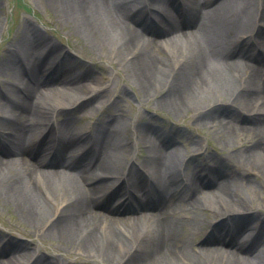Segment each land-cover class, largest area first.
Masks as SVG:
<instances>
[{
    "label": "bare ground",
    "instance_id": "bare-ground-1",
    "mask_svg": "<svg viewBox=\"0 0 264 264\" xmlns=\"http://www.w3.org/2000/svg\"><path fill=\"white\" fill-rule=\"evenodd\" d=\"M52 1L63 19L75 21L90 47L111 51L112 61L143 98L174 114L196 112L194 125L212 124L224 143L243 132L258 137L228 160H246L241 165L264 179V141L259 137L264 135V0H184L180 16L170 10L169 0ZM152 13L162 28L147 21ZM248 32L255 36L253 43L241 37ZM14 41L0 62V74L8 79L2 83L13 86L0 91V130H17L15 138L0 135L6 144L0 149V200L15 204L40 239L71 243L101 264H264V224L239 245L242 228L254 215L248 221L237 217L245 202L235 179L209 167L202 186L199 165L188 167L196 157L184 158L178 148H169L172 138L166 144L165 134L141 123L131 138L146 152L137 169L128 163L137 151L124 141L118 116L92 133L70 119H53L55 111L54 117L70 105L71 111L94 116L104 106V88H98L91 70L76 73L67 65L57 72L66 64L45 48L38 30L25 26ZM217 103L226 104L222 113ZM234 108L236 120L218 121ZM241 114L243 121L248 116L246 122L237 121ZM143 171L154 175L148 188L139 186ZM118 180L139 186L138 196L128 193L125 205L104 206L105 213H98L100 201L123 194ZM207 209L222 215L213 224L219 231L194 249L183 235L191 233V226L207 224ZM118 210L128 216H116ZM221 224L227 227L225 234L218 229ZM4 254L0 248V258ZM42 257L28 251L0 264H58Z\"/></svg>",
    "mask_w": 264,
    "mask_h": 264
},
{
    "label": "rangeland",
    "instance_id": "rangeland-1",
    "mask_svg": "<svg viewBox=\"0 0 264 264\" xmlns=\"http://www.w3.org/2000/svg\"><path fill=\"white\" fill-rule=\"evenodd\" d=\"M211 4L212 2L209 5ZM209 5L204 9L209 8ZM153 17V20L156 17L159 19L155 14ZM25 26L26 29L38 30L40 35L44 37L45 48H51L52 54L62 56L58 60L63 61L66 65L57 68V72L61 68H67V65L71 71L74 70L76 73H88L91 70L96 78L95 82L98 88H104V94L102 95L104 106L94 116L91 117L82 110L71 111L74 107L70 105L64 107L63 112L61 111L56 116L59 121L70 119L75 122L76 127L87 128L92 131L104 120L110 119L112 115L118 116L124 127L122 131L124 141H129L130 146L137 151L133 158L129 157L128 161L129 164L135 165V167L146 155L142 144L139 142L135 145L132 140L137 134L138 124L141 123L142 127H152L163 134L168 133V138L165 135L166 140L169 142L171 138L173 139L169 144V148H178V151L184 153V158H188V156L196 157L189 164V169L197 166L196 164L199 165L197 167L199 170L202 167L205 169L209 167L216 168L225 172V178H228V180L233 181L235 179L237 181L238 186H240V195L245 202L244 211L237 213V217L248 221L250 219L248 216L254 215L245 224L250 233L245 235L244 239L251 235L253 228H250L251 225L264 224V179L254 171L253 167V170L250 168L248 170L245 165H241V162L245 163L246 160H228L230 154L235 151L241 152L256 141L258 137L252 132L233 134L232 138L224 143L226 141H219L220 133L214 132L212 124L198 127L194 125L193 120L196 112L194 114L192 110H189L185 113L174 114L164 110L161 106L154 105L151 98L145 99L146 96L143 98V94L128 77L127 72L116 66L112 61L111 51L106 47L99 49L90 47L88 40L77 30L75 21L63 19L52 0H0V62L14 46V37ZM33 35L36 36V33L33 32ZM33 35L30 34L29 37L33 38ZM162 53L163 50L161 49L159 54ZM46 68L44 66L42 70ZM4 76L5 74H0V91H5L6 87L9 89L13 87L10 84H8V87L2 83V80L7 79ZM217 106H220L219 113L226 109L224 103H217ZM235 109L232 110L231 114L220 116L218 121L232 122L236 120L237 112ZM211 116L215 118L217 115L212 114ZM242 116L244 115H241L237 120L239 123L243 121ZM247 117L245 116L243 122L247 121ZM6 128L0 131L7 132L11 130L13 133L16 132L14 126ZM259 137L264 141V135L260 134ZM182 163L181 165H183ZM145 174L150 177L148 172H145ZM200 176L201 179L203 178V183H207L208 179L204 178L202 172ZM142 182L143 178L140 180L139 186L142 185ZM119 184L122 187L120 180L117 181L116 185ZM139 186L135 185V188ZM204 189L206 190V188ZM120 201L115 197L106 203V200L103 199L99 205H96L95 209L98 213L104 214L106 211L104 206L114 208ZM204 213L207 214L204 216L205 218L202 215V218L206 222L208 221L207 224H204L201 229L191 226L192 228L189 227L191 233H188V230L183 235V238L187 240V244L194 249L201 246L208 236L214 237L216 231H219L213 229V224L221 220L222 215L210 209H207ZM119 215L120 211L118 210L116 216ZM123 216H128V214ZM223 226L221 224L218 229L221 230ZM31 227L33 226H28L22 219L19 211L16 210L15 204L0 200V248L5 251L0 260L5 262L14 254H24L29 251L34 255H43L42 258L46 261L53 260V263L58 264H101L98 258L88 257L76 251L75 246L71 248V243L66 246L54 239L46 238V236L40 239L39 234L33 232Z\"/></svg>",
    "mask_w": 264,
    "mask_h": 264
}]
</instances>
